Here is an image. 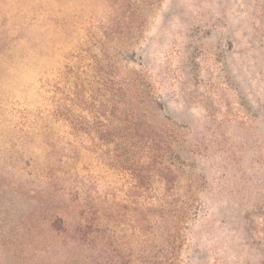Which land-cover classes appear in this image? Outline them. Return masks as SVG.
Returning a JSON list of instances; mask_svg holds the SVG:
<instances>
[{"label": "rangeland", "instance_id": "374dc122", "mask_svg": "<svg viewBox=\"0 0 264 264\" xmlns=\"http://www.w3.org/2000/svg\"><path fill=\"white\" fill-rule=\"evenodd\" d=\"M0 264H264V0H0Z\"/></svg>", "mask_w": 264, "mask_h": 264}, {"label": "trees", "instance_id": "16d2710c", "mask_svg": "<svg viewBox=\"0 0 264 264\" xmlns=\"http://www.w3.org/2000/svg\"><path fill=\"white\" fill-rule=\"evenodd\" d=\"M133 128L132 130H136L137 134H140V129L138 128V126H140L139 120L138 119H134L132 122Z\"/></svg>", "mask_w": 264, "mask_h": 264}]
</instances>
